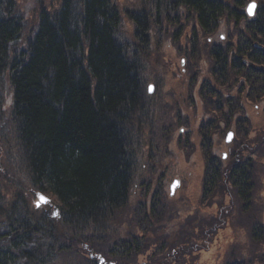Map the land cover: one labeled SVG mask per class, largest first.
I'll return each mask as SVG.
<instances>
[{
	"label": "trees",
	"instance_id": "obj_1",
	"mask_svg": "<svg viewBox=\"0 0 264 264\" xmlns=\"http://www.w3.org/2000/svg\"><path fill=\"white\" fill-rule=\"evenodd\" d=\"M148 1L159 8V14L171 8L167 0ZM227 3L182 0L181 6L195 12L201 31L210 36L225 17L240 15L233 14ZM245 3L235 0L241 7ZM18 6V0H0V109L6 77L12 89L16 137L31 185L50 199L59 215L31 208L23 200L16 203L0 223V264H101L100 259L104 264H139L138 258L152 239L112 235L118 219L127 218L134 169L131 123L142 110L144 84L139 65L129 58L119 38L122 17L118 5L114 0H61L56 9L41 5L37 28L20 49L26 27ZM242 15L245 31L238 34L237 45L213 49L216 85H212L226 88L228 95L240 88V97L245 93L252 104H262L264 8L260 7L254 19ZM147 33L144 26L143 34ZM239 76L240 82L235 83ZM227 102V113L214 124L203 120L197 128L206 167L201 202L204 213L219 206L213 219L223 216L220 205L228 192L222 190L225 178L237 191L240 212L254 210L257 203L253 181H249L251 160L236 164L235 159L234 171L230 166L225 177L228 168L222 158L213 156L214 136L233 124L239 130L248 119L237 120L242 108H234L232 98ZM217 103L213 101L212 106L220 111V99ZM154 209L149 205L136 212L137 227L141 214L151 219L156 215ZM262 219L259 203L258 222L253 225L259 228L250 237L260 247ZM80 243L88 247L86 257L69 252Z\"/></svg>",
	"mask_w": 264,
	"mask_h": 264
},
{
	"label": "rangeland",
	"instance_id": "obj_2",
	"mask_svg": "<svg viewBox=\"0 0 264 264\" xmlns=\"http://www.w3.org/2000/svg\"><path fill=\"white\" fill-rule=\"evenodd\" d=\"M60 1L18 0L26 27L18 43L19 49L36 30L41 5L56 9ZM114 1L122 17L119 37L129 58L139 65L144 84L142 110L131 123L134 169L127 218L123 222L118 219L112 235L118 238L119 234L124 239L133 235L152 239L138 258L139 264H229L234 260L264 264V241L260 247L250 237L251 231L254 233L259 228L253 227L258 222L259 203L264 224V103L252 104L245 93L240 97V88H234L228 95L226 88L213 86L216 85L213 78L216 63L211 56L215 46L237 45L238 34L245 31L242 14L251 3H256V8H264V0H246L244 7L236 5L235 0H227L231 12L238 10L240 17H229V20L225 17L216 33L210 36L202 34L194 15L187 10L171 7L159 14L148 0ZM142 11L150 26L146 43L136 36V25L132 21L133 15L138 16ZM241 77L235 83H239ZM4 79L0 109V223L2 216L10 215L20 200L31 208H43L58 217L59 212L52 203L37 207L40 193L31 185L27 163L20 151L12 117V89L7 78ZM207 88L212 93H208ZM229 98L234 100V108L243 110L237 120L248 119L239 130L233 124L214 136L213 156L224 161V168H228L225 177L230 166L234 171L235 159L236 164L251 160L253 175L249 181H253L257 203L254 210L240 212L237 191L225 178L222 190L228 192L223 194L224 201L220 205L223 216L213 219L219 206L204 213L206 208L203 209L201 202L206 167L197 128L203 120L214 124L216 118L227 113ZM217 99L221 101L220 111L212 106L213 101L218 104ZM230 132L233 137L227 143ZM224 154L226 159H223ZM176 181L178 186L171 194V186ZM149 205L155 207L156 215L147 219L141 214L140 227H137L136 212ZM213 223L214 237L210 228ZM215 229H219L217 233ZM257 239L260 240V236ZM87 249L80 243L69 252L82 258Z\"/></svg>",
	"mask_w": 264,
	"mask_h": 264
},
{
	"label": "flooded vegetation",
	"instance_id": "obj_3",
	"mask_svg": "<svg viewBox=\"0 0 264 264\" xmlns=\"http://www.w3.org/2000/svg\"><path fill=\"white\" fill-rule=\"evenodd\" d=\"M181 3H182V0H171L170 3H168V7H172L173 9H176V8H178L177 6H180L179 10H187V11H189V13H192L195 16V12L193 10H190V9H188L186 7L181 6ZM155 7H156V9H159L156 5H155ZM259 10H260V7L258 6L257 9H256L255 16H257ZM143 11H144V9H143ZM143 11L141 12L142 14H140L138 16L133 15L132 21L136 25V31H135L136 36L138 35L137 37H139V39L141 41L147 42L148 41V37H149V34H148L149 33V30H148V28L150 29V26H149V21L147 19V16H146L145 12H143ZM236 11L238 12V10L235 9L232 13L235 14ZM157 21H159V17H158ZM144 26L147 27V32H148L147 34H143V27ZM202 34L204 35L203 32H202ZM215 47H217V46H215Z\"/></svg>",
	"mask_w": 264,
	"mask_h": 264
},
{
	"label": "water",
	"instance_id": "obj_4",
	"mask_svg": "<svg viewBox=\"0 0 264 264\" xmlns=\"http://www.w3.org/2000/svg\"><path fill=\"white\" fill-rule=\"evenodd\" d=\"M252 4V3H251ZM256 4V3H255ZM256 9V8H255ZM255 9L253 10V14H249V12H248V8H247V14H248V16H250V17H253L254 15H255ZM152 92V87H150V93ZM232 137H233V135L230 133L229 135H228V137H227V143H230V141L232 140ZM227 157V155H224V159ZM177 186H178V183H177V181L176 182H174L173 184H172V186H171V194H174V191H175V189L177 188ZM40 196L41 195H39V202L38 203H40V204H43L41 201H40ZM47 198V197H46ZM48 199V198H47ZM49 200V199H48ZM37 203V204H38ZM56 214H57V212H56ZM100 263H104V259H101L100 260Z\"/></svg>",
	"mask_w": 264,
	"mask_h": 264
},
{
	"label": "snow or ice",
	"instance_id": "obj_5",
	"mask_svg": "<svg viewBox=\"0 0 264 264\" xmlns=\"http://www.w3.org/2000/svg\"><path fill=\"white\" fill-rule=\"evenodd\" d=\"M255 8H256V4H255V3H252V4H250V5L248 6V12H249L250 15L253 14V10H254ZM40 201H41L43 204H49V203H50V201H49L45 196H43V195L40 196ZM40 206H41V204L38 203V204H37V207H40Z\"/></svg>",
	"mask_w": 264,
	"mask_h": 264
}]
</instances>
